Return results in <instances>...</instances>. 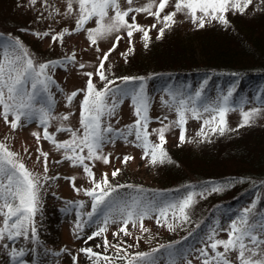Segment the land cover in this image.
<instances>
[{"label": "snow or ice", "instance_id": "6c2138e0", "mask_svg": "<svg viewBox=\"0 0 264 264\" xmlns=\"http://www.w3.org/2000/svg\"><path fill=\"white\" fill-rule=\"evenodd\" d=\"M127 7L122 8L120 0H64L65 11L60 12L52 6L49 13L51 18L57 15L72 17L75 15V26L71 30L64 28L61 31L51 34L53 43L60 42L66 36L85 31V26L90 21H95V27L86 29V39L89 46H96L98 41L107 39L116 33L115 42L103 57L99 58V65L95 73L84 72L87 77L85 89H77L66 96V106L71 105L74 99L83 93V99L79 104V128L73 129L61 123L56 127L55 132H50L51 122L54 120L68 121V114L54 116L53 99L50 87L55 81L48 74L50 67H55L61 61H48L36 64L34 57L25 48L18 38H10L6 42H0V118L12 131L26 126L30 122H36L42 128V133L33 132L31 135L37 142V161L43 158L44 175L33 173L29 170L20 153L0 141V249L5 250L8 257L3 264H42L37 261L34 254L40 247L38 229L35 218L41 211V180H58L59 175L49 176V153L43 151L40 146L41 140L47 141L57 152H62L60 160L56 164L69 162L70 167H81L83 174L88 179L91 187L81 188L76 185V176H64L74 192L83 194L90 199V210L82 211L85 208L84 201H66V209L75 212V234L77 238L85 232V228L93 222L97 223L96 230L87 235L84 243L101 237L108 231L110 224H119L118 231L113 236L123 233L131 235L128 226L133 228L139 224L142 232H147L144 227V220L151 219L155 215L157 225L166 227L169 231L184 223L190 222L189 210L195 203L194 197L204 193L187 192L182 197L173 200L152 199L145 200L141 195L145 190L136 187L137 195L122 196L121 188H133L132 185H113L109 181L107 173H102L101 178H96L93 171L94 161H101L107 165L110 163L108 155L104 154V145L115 143L116 139H122L125 143H131L134 147L141 148L143 155L141 159L148 158L151 165L173 163L164 145L167 143L166 134L173 129H179V144L194 143L186 136V124L189 119L201 121V127L196 136L200 137L199 142H204L211 135L223 136L229 131H238L241 128L251 127L254 122L264 116V107H253L244 110L242 104L233 106L231 98L236 91L239 81L215 99L203 98V85L187 93L173 88H166L167 99L161 97V104L176 115V119L168 121V117L157 118L161 127L154 128L149 132V124L152 122L149 116L151 107L143 84L144 77H120L124 84L131 81H141L138 87L121 88L116 86V81L109 79L105 74V65L109 56L114 52L120 41L123 39L118 33L124 31L128 37L129 47L126 52L121 53L127 62V56L134 53L133 35L136 32L142 33L144 47L147 49L151 40L150 31L157 28L158 24L163 26L158 29L156 39L163 38L166 30H170L175 24V17L182 14L197 28H204L206 24L216 22L227 28L230 21L227 13L245 14L254 0H174L173 11L163 14L165 9L172 3V0H146L142 6H133L136 0H124ZM35 5L37 0H29ZM47 3V0H45ZM155 9V10H153ZM111 13V14H110ZM146 13L154 17L156 23L145 27L137 22V15ZM163 14V15H162ZM131 21V22H130ZM25 31V29H22ZM51 30L33 32L32 35L43 39L50 35ZM100 52V48L96 47ZM69 63L75 62V53L64 57ZM84 63L79 64L84 69ZM110 71V66L108 68ZM96 75L104 82L103 88H97L93 82ZM206 83V81H205ZM127 97L131 101L134 122L125 125L124 129H114L111 124L105 126V118L116 115L117 109ZM110 101V102H109ZM239 110L241 120L235 129L229 128L227 116L230 112ZM165 121H168L165 123ZM57 133H68L69 139L59 141ZM155 135L158 142L150 139ZM134 137L129 140L128 137ZM7 137H5V140ZM179 146V145H178ZM25 148L24 152L28 153ZM131 156H124L121 163L132 160ZM121 169L116 168L111 176L115 178ZM225 190L224 185H213L210 192L219 193ZM199 226V225H198ZM225 232L227 239L218 238L219 232ZM186 239V238H185ZM24 241L31 247L20 245ZM122 243V242H121ZM179 243V242H177ZM95 247H101L96 245ZM112 247L116 250L117 258L124 261V264H158L157 253L161 249L167 250V264H177L179 257L184 264H192L187 259V253L174 250L171 244L160 245L150 252L128 253L119 244H110L107 237L103 239L104 252ZM129 247H132L129 245ZM198 253L196 259L200 264H264V212L257 208V201H252L247 207L242 208L234 219H231L227 228L219 226L210 228L201 239V247L195 249ZM92 264H113V258L103 253L95 252L93 247H82L79 249ZM62 253L70 256L72 264H79L76 255H71L67 249L45 255L59 257ZM123 253V255H120ZM235 254V260L232 259ZM27 257V260L25 259Z\"/></svg>", "mask_w": 264, "mask_h": 264}, {"label": "rangeland", "instance_id": "374dc122", "mask_svg": "<svg viewBox=\"0 0 264 264\" xmlns=\"http://www.w3.org/2000/svg\"><path fill=\"white\" fill-rule=\"evenodd\" d=\"M264 0H254L253 5H250L243 16L248 14V11L261 5ZM158 2V0H157ZM121 7L126 8L127 5L124 0H120ZM146 3V0H136L133 6H142ZM172 3L165 9L163 14L173 11ZM52 6H55L60 10V12L65 11L64 0H37L35 5L29 3V0H0V8H4L5 12L2 18L9 16L11 12V18L9 22L0 19V42H6L10 38H18L29 53L34 57L36 64L44 63L48 61H61V63L55 67H50L48 69V74L55 81V84L50 87V93L53 99L54 107L52 109V114L54 116H62L68 114L70 116L68 121L54 120L51 122L49 128L50 132H55L57 126L61 123L70 126L73 129L79 128V104L83 99V93L78 95L71 105L66 106V96L77 89H85L87 84V77L83 74L84 72L95 73L96 68L99 65V58L103 57L104 52H107L111 48L112 44L115 42L116 33L107 39L98 41L96 46H89V42L86 39V29L95 27V21H90L85 26V31L79 33H74L70 36H66L63 43L51 41V34H55L64 28L71 30L75 26V15L72 17H64L61 15L51 18L49 13L52 11ZM257 9V8H256ZM10 10V11H9ZM155 10V9H153ZM111 14V13H110ZM162 14V15H163ZM235 16H237L235 18ZM238 14H233L232 12L227 13V18L238 19ZM25 19V20H24ZM176 24L170 29L166 30L164 36L170 34L169 44L179 43L184 41L186 36H191V34H201L203 28L195 27L190 19H186L184 15L178 14L176 17ZM244 19V18H243ZM258 21L261 24L264 21V16H259ZM247 20V19H245ZM5 22V24H3ZM131 22V21H130ZM137 22L145 27H148L154 23L156 20L154 17L148 16L146 13H141L137 15ZM216 22L211 24H206V26H215V29L222 28ZM162 24H158L157 28L150 31V37L152 42L162 41L156 39L158 29L162 27ZM12 31V35H4L6 29ZM25 29V31H22ZM50 35L44 37L43 39H38L33 32H43L49 31ZM198 31V32H197ZM123 37L120 41L117 49L111 53L108 61L105 65V74L109 78L112 73H119V68L129 67L128 72L132 74L144 73L148 68L139 64L140 54L144 48V42L142 40V33L136 32L133 35V44L135 51L127 56V62L121 53L126 52L129 47L128 37L126 32L122 31L118 33ZM163 36V37H164ZM96 47L100 48V52L96 51ZM75 53V62L69 63L64 60V57ZM84 63L86 67L84 69L79 68V64ZM110 66V71L108 68ZM112 77L111 79H114ZM116 86L121 88H133L138 87L141 81H131L128 84H124L118 78L115 80ZM218 77H216L213 82H217ZM93 82L97 88L104 82H102L98 76H93ZM147 96L150 100V110L149 116L151 118V123L149 124V132L154 128L161 127V123L157 118L168 117V121L176 119L174 112L169 111V109L161 104V97L167 99L165 95V89L171 88L168 84V78H148V81L144 79L142 81ZM257 85L248 86L244 92L240 103H250L249 101H255ZM182 91H187L188 86L184 85L180 87ZM178 89V88H173ZM262 96L264 99V88L262 89ZM219 95H213L212 98H208L205 94L203 98L205 99H215ZM238 102L237 99L235 100ZM110 102V101H109ZM250 105V104H248ZM245 107V110L253 108L255 106ZM264 116L258 118L253 125H258V122H262ZM136 117L133 115V108L131 106V101L129 98L125 97L123 103L117 109L116 115L113 117L105 118L104 124H111L114 129H124L125 125L132 124ZM241 116L240 112L233 111L227 116V121L229 125L237 126L240 123ZM168 121H165L167 123ZM201 127V121L189 119L186 124L187 132L186 134H195L199 131ZM42 128L38 127L36 122H30L26 126L19 128L16 131H12L9 125H6L4 120L0 118V141L7 143L11 149L17 153H20L23 158V162L26 167L33 173L44 175L43 163L41 158L37 161L36 157L38 155L37 142L36 139L31 135L33 132L42 133ZM5 137L7 139L5 140ZM57 139L63 141L69 139L68 133H57ZM129 140H133L134 137H128ZM150 139L153 142H158L155 135H151ZM167 143L164 145L166 150H173L174 148H180L183 146H188L189 144L184 143L183 146L179 144V129H173L166 134ZM179 145V146H178ZM40 146L43 151L49 153V172L47 175L55 176L59 175L61 178L58 180H48L41 183L44 185L41 189V211L37 214L35 218L36 227L38 229L40 247L37 248V252L34 254L37 261H42V264H72L70 256L67 253H62L59 257L53 256L51 254L45 255V250L49 253L59 252L61 249H67L71 255H76L79 264H92L90 260L83 254L79 252L82 247H93L95 252L103 253L105 255L113 258V264H124L123 260L117 258L116 250L109 247L107 252H104L103 239L107 237L110 244H119V246L125 249L128 253L134 254L136 252H150L154 248H158L160 245L173 246L174 250H178L181 253H187V259L192 261V264H200L199 260L196 259L198 253L195 249L201 247V239L209 231L210 228L217 227V221L219 226L227 228L231 219H234L239 213V209H221L216 210L214 213L205 215L204 218L208 217L207 221H202L199 226L194 228L192 231H188L190 227L186 226L188 223H184L177 227L175 231H169L166 227L156 224L155 215L151 219H145L143 224L144 227L148 229L147 232H142L140 230L139 224L137 227L133 228L131 225L128 226V230L131 235L125 236L123 233H119L117 236H113L112 233L118 231L120 227L119 224H110L108 226V231L105 232L101 237H97L92 241H88L87 245L84 243L87 235H90L92 231L96 230L97 223L93 222L90 226L85 228V232L77 238L75 234L74 222H75V212L70 210L62 211L66 209V201H84L85 208L82 211L90 210V199L86 197L83 192L77 194L73 191L70 183L63 179L64 176H76V185L81 188H89L91 184L88 179L83 174V169L81 167H70L69 162L65 161L62 164H56V160H60L62 157V152H57L54 150L53 146L47 141L41 140ZM27 148L28 153L24 152ZM104 154L109 156L110 163L105 165L101 161H94L93 171L96 173V178L100 179L102 173H107L109 181L113 185H132L133 188H121L119 192L122 196H132L137 195L136 187L144 189L145 191L141 194L145 200L152 199H163L173 200L178 197H182L187 192H190V188L184 187L182 191L177 192L175 195H170L169 192L164 191L160 186L161 176L160 170L158 169V164L151 165L148 163V158L141 159L143 155V150L141 148L134 147L131 143H125L122 139H116L115 143H107L104 145ZM133 157L132 160L127 163H121L124 156ZM171 155V154H170ZM116 168L121 169L119 175L115 178L111 176L112 171ZM249 198L252 197L248 196ZM247 198V197H246ZM243 200V202L246 200ZM264 212V210H263ZM189 227V228H188ZM181 232L178 235V232ZM186 238V239H185ZM218 238L227 239L225 232H219ZM122 242V243H121ZM179 242V243H177ZM21 246L31 247L24 241L19 242ZM96 245H101V247H95ZM131 245L132 247H129ZM123 255V253H120ZM158 257V264H167L168 256L167 250L161 249L159 253L156 254ZM8 259L5 250L0 249V264ZM27 260V257L25 258ZM232 259L235 260V254H232ZM101 264H106V262H101ZM177 264H184V261L177 258Z\"/></svg>", "mask_w": 264, "mask_h": 264}, {"label": "trees", "instance_id": "16d2710c", "mask_svg": "<svg viewBox=\"0 0 264 264\" xmlns=\"http://www.w3.org/2000/svg\"><path fill=\"white\" fill-rule=\"evenodd\" d=\"M256 8L248 11L249 16L237 13L240 20L228 18L230 24L227 28L206 26L201 34L197 31V34L186 36L177 44H169L170 34L166 33L163 42L153 40L147 49L144 47L139 52V64L148 68L146 72L132 74L128 72L129 67H124L119 68V73H112L109 79L144 77L148 81L150 77H167L171 88L182 91L180 87L187 85V93L203 85L202 95L207 94L208 98L226 94L233 83L239 81L231 98L233 106L242 104L240 100L248 86L258 84L257 99L242 106L264 107V21L257 24L260 21L256 19L264 16V1ZM4 12L1 7L0 19L9 22L12 13L2 18ZM3 33L12 35L9 28ZM216 77L218 81L214 83ZM103 86L102 83L98 88ZM228 126L232 129L237 127L229 123ZM186 136L196 142L168 150L173 163H158V169L160 187L171 196L187 186L190 192L204 193L203 197H194L195 203L189 210L190 222L186 225L192 226L188 227L189 232L202 221H207L209 216L204 218L205 215L218 209L237 208L240 211L256 200L257 208L263 212L264 120L258 125L226 132L223 136L211 135L202 143L195 132ZM213 185H224L225 190L210 192Z\"/></svg>", "mask_w": 264, "mask_h": 264}]
</instances>
